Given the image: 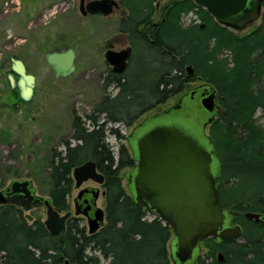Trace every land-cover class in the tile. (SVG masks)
Returning <instances> with one entry per match:
<instances>
[{"label": "trees", "instance_id": "obj_1", "mask_svg": "<svg viewBox=\"0 0 264 264\" xmlns=\"http://www.w3.org/2000/svg\"><path fill=\"white\" fill-rule=\"evenodd\" d=\"M154 1L121 0L127 11L121 30L134 41L144 40L137 46L133 66L142 44L151 38L155 41L147 46L149 60L141 74L131 77L130 72L123 82L120 77L114 80L120 93L107 101L103 112L130 126L150 104L159 105L181 92L184 83L192 80L185 78V67L192 65L194 76L216 88L225 108L224 117L209 127L220 161L217 181L223 206L264 213V127L255 117L264 109V0L260 27L243 36L218 23L194 1L177 0L167 6L164 19L149 37L143 26L151 23L156 12ZM190 13L201 22L184 26L182 18ZM72 127L78 130L76 139L81 144L69 142L64 152L53 154L49 196L56 209L68 211L72 170L94 160L106 177L105 225L89 234L81 220L72 217L66 232L54 236L44 222L28 223L16 206L0 205V263L171 264V227L154 213L149 218L150 213L137 205L122 183L120 170L134 167L132 155L122 147L116 161L101 131L84 132L77 115ZM238 193L243 194L240 200ZM247 225L242 234L245 242L228 244L223 250L227 264H264V233L259 225H251L250 231ZM204 242L210 251L195 264H222L216 255L221 246L211 237Z\"/></svg>", "mask_w": 264, "mask_h": 264}, {"label": "water", "instance_id": "obj_2", "mask_svg": "<svg viewBox=\"0 0 264 264\" xmlns=\"http://www.w3.org/2000/svg\"><path fill=\"white\" fill-rule=\"evenodd\" d=\"M192 1L229 28L241 29L257 21L263 9V0ZM118 7L117 0H89L87 3L80 0V12L84 16H109ZM130 54L129 47L120 52L108 50L105 57L111 64H119L115 71L123 72ZM75 58L73 48L48 52L45 56L46 62L55 69L56 77L73 73ZM187 72L193 76L194 67L187 66ZM7 78L11 88L19 91L22 100H31L36 77L27 71L21 59H12ZM205 86L202 93L193 91L187 94L181 107L145 120L135 128V142L131 143L135 165L126 175L129 192L137 205L150 214H156L171 227L170 252L174 264H195L204 239L213 237L222 241L239 237L242 233L240 225L230 223L236 212L224 209L217 181L220 161L207 132L214 116H222L225 109L216 105L214 86ZM174 114L187 115L188 124L169 121L167 118ZM72 175L76 188L88 180L98 184L105 182V175L97 170L92 159L76 166ZM100 195L105 196L106 191L101 192L99 187L85 188L75 199L74 215L87 217L89 234L98 232L106 223V211L97 205ZM0 205H15L25 211L45 206L47 218L44 224L54 236L66 232V222L73 215L71 210L63 213L56 209L50 196L39 195L29 178L13 179L0 190ZM243 216L264 224L263 213L248 211ZM65 264L69 261L66 260Z\"/></svg>", "mask_w": 264, "mask_h": 264}, {"label": "rangeland", "instance_id": "obj_3", "mask_svg": "<svg viewBox=\"0 0 264 264\" xmlns=\"http://www.w3.org/2000/svg\"><path fill=\"white\" fill-rule=\"evenodd\" d=\"M175 1L177 0L154 1L156 12L151 23L143 26L149 37H152L155 26L164 19L167 6ZM128 2L131 3L132 0ZM126 13L121 6L109 16H84L80 12V0H0V61L4 64L0 69V92L4 95L2 101L6 100L10 92L6 71L11 66L12 57L24 60L29 71L37 78L36 93L32 100L28 104H21L17 109L6 104V109L0 115V190L13 179L29 178L33 180L39 195H49L50 161L53 154L64 152L66 141L75 144L71 139L74 116L87 118L105 95L103 78L109 68L104 58L106 44L111 41L117 48H123L132 41L128 34L124 35L119 31V20ZM199 22L200 18L194 13L182 18L184 26ZM260 24L261 17L244 28L230 29L243 36L259 28ZM67 48L76 51V70L67 76L55 77L54 70L45 61V55L50 51ZM148 60L145 49L140 47L131 77L141 74V70L147 68ZM202 82L201 79L190 81L182 93L143 112L130 126L123 123L110 124L109 127H119L124 136L118 138L107 132L109 135L105 140L106 147L112 151L115 160L119 159L122 147L131 154L127 135L135 125L146 117L175 105L186 91ZM116 92L117 88L112 87L108 93L114 95ZM104 117L101 114V118ZM255 117L257 123L264 127V109H259ZM167 119L188 124V117L183 114H174ZM131 170L132 167H125L119 173L128 191L126 175ZM88 185L99 186L101 191L105 189L104 185L92 181L84 182L81 188ZM79 189L74 188L73 182L68 197L70 210L73 217L81 219V225L88 229L87 219L82 215H74L73 198ZM242 196L243 194L238 193L236 199L240 200ZM98 206L106 208V198L102 195ZM26 215L31 217L30 220L26 219L28 223L38 220L44 222L47 208L42 205L23 212V216ZM148 217L151 218L152 215ZM250 227L251 225H247L249 231ZM238 241L241 243L243 239ZM208 252L209 248L202 245L201 256L204 257Z\"/></svg>", "mask_w": 264, "mask_h": 264}, {"label": "flooded vegetation", "instance_id": "obj_4", "mask_svg": "<svg viewBox=\"0 0 264 264\" xmlns=\"http://www.w3.org/2000/svg\"><path fill=\"white\" fill-rule=\"evenodd\" d=\"M89 0H86V3L88 2ZM118 2H119V7L118 8H115V10L116 9H119L122 5H121V0H117ZM123 7V6H122ZM124 8V7H123ZM125 9V8H124ZM114 10V11H115ZM90 15H102V14H90ZM103 16V15H102ZM125 16V14L123 15V16H121V18H120V20H119V31L122 33V34H124V35H126L127 33H125L124 31H122L121 30V28H120V23H121V19L123 18ZM129 35V34H128ZM130 36V35H129ZM150 42H148V44H149V46H152L153 45V42L155 41L154 39H150L149 40ZM144 42V40H137V41H134V39H132V41L130 42V44L128 45V46H126V47H123V48H117V46L116 45H114L111 41L110 42H108L107 44H106V46H105V53H104V58H105V61H106V63L108 64V69H107V71H106V75L104 76V78H103V83H104V88H105V95H104V97H103V99H102V101H101V103L99 104V106H97V107H95L94 108V110H93V112L90 114V115H88L87 116V118H82L81 116H79V115H77L78 117H79V121H80V124H81V126H82V129H83V131L85 132H93V131H96V130H100L101 131V135H102V138L104 139V141L107 139V135H109V134H107V132L109 131V133H111L112 135H114L115 137H118V138H123L124 136L123 135H121V133H120V129H119V127H114V126H111V127H109L110 126V124L112 125V124H114V123H123V121L122 120H120V119H118L117 121H114V120H112L111 119V117H109V115L107 114V113H105V112H103L104 111V109H105V107L107 108L108 107V103H107V101H110L111 99H113V98H116L118 95H119V93H120V87H119V85H117V83L116 82H114V80L115 79H117V78H121L122 79V82L124 81V77H126L128 74H130V72L132 71V69H133V57H134V54H135V52H136V50H137V46L139 45V44H141V43H143ZM146 43V42H145ZM142 44V50L143 49H145V51H147L148 50V48H147V46H148V44L146 43V44ZM144 46V47H143ZM131 48V54H130V57L128 58V60H127V67L125 68V70L123 71V72H118V71H115L114 69L116 68V67H119V64H117V65H113V64H111L109 61H107V59H106V57H105V54H106V52L108 51V50H112V51H114V52H120V51H122V50H124V49H126V48ZM68 49V48H67ZM64 50H66V49H64ZM55 51H63V50H55ZM50 52H53V51H50ZM76 52V51H75ZM46 56V55H45ZM13 58H16V59H21V58H19V57H17V56H14V57H12L11 58V66H10V68L7 70V71H9V70H11V67H12V59ZM22 60V59H21ZM23 62H24V64H25V66H26V69H27V71L29 72V73H31L30 71H29V69H28V67H27V64H26V62L24 61V60H22ZM45 61H46V59H45ZM1 62V61H0ZM47 63V62H46ZM48 64V63H47ZM3 63L1 62V68L0 69H2L3 68ZM49 65V64H48ZM50 66V65H49ZM187 66H189V65H187ZM187 66L185 67V78L186 79H192V80H188V81H186L185 83H184V86H183V90L181 91V92H179V93H182L184 90H185V87H186V85H187V83H189L190 81H195V80H200V78L199 77H195L194 75H195V70H194V74H193V76H190L189 74H188V72H187ZM51 67V66H50ZM53 70H54V72H55V69L53 68V67H51ZM76 70V69H75ZM7 71H6V77H7ZM34 75V74H33ZM36 77V76H35ZM55 77H56V72H55ZM59 77H62V76H59ZM8 79V78H7ZM36 81H37V78H36ZM8 82H9V80H8ZM206 84H208V83H206V82H202V83H200V84H198V85H196V86H194V87H192V88H190L188 91H186V93L183 95V96H181L180 98H179V100H178V102L175 104V105H173V106H171V107H169L168 109H166V110H164V111H162V112H166V111H168V110H170V109H172V108H178V107H181L182 105H181V102L183 101V99H184V97L187 95V94H189V93H191V92H193V91H198L199 93H202L204 90H205V85ZM9 85H10V83H9ZM112 87H115V88H117V92L113 95V93H108L109 92V89L110 88H112ZM215 88V87H214ZM216 89V88H215ZM217 91V90H216ZM35 93H36V86H35ZM35 93H34V95H35ZM33 95V96H34ZM3 93L2 92H0V108H1V112H0V115L3 113V111L6 109V107H5V105L7 104H11L12 105V107L13 108H15V109H17L21 104H28V102H30L31 100H32V98H31V100L30 101H24V100H22V98H21V95H20V93H19V91L18 90H13L12 88H11V86H10V92H9V95H7L8 97L6 98V100L5 101H2V98H3ZM216 105L217 106H220L221 108H224L222 105H221V103H220V99H219V94H218V91H217V95H216ZM157 106V105H156ZM155 106H153V104H150V106L148 107L149 109L148 110H151V109H153ZM225 109V108H224ZM162 112H160V113H162ZM101 114H103V115H105V117L104 118H101ZM157 114H159V113H156V114H154V115H151V116H149V117H146L145 119H143L140 123H138L137 125H135L134 127H133V129H132V131H131V133L130 134H128L127 135V141H128V144H129V147H130V150H131V154H132V157H134V153H133V149H132V145H131V143L132 142H135V136H133V133H134V130H135V128H137L138 126H140L145 120H147V119H149V118H151V117H153V116H155V115H157ZM94 115V117H92ZM224 115H225V113L222 115V116H217V115H215L214 117H215V119H214V121L212 122V123H210L207 127H208V129H209V127L211 126V124H213L217 119H220V118H222V117H224ZM141 116V115H140ZM140 116H138L137 118H139ZM115 117V116H114ZM116 117H119L120 118V113H118V115L116 116ZM136 118V119H137ZM135 120V119H134ZM134 120H132V122H131V124L130 125H132V123H133V121ZM73 121H74V119H73ZM123 124H125V123H123ZM72 126H73V124H72ZM72 130H73V133H72V140L75 142V144H71V146H76L77 144H81L80 143V140H77L76 139V134H77V131L78 130H76V129H74L73 127H72ZM208 132V135H210L209 134V130L207 131ZM67 143H69V141H66L65 142V144H64V147H65V150L67 149V146H66V144ZM84 162H86V161H84ZM83 162V163H84ZM97 164V163H96ZM97 170L99 171V172H101L99 169H98V166H97ZM72 173H73V170H72ZM102 173V172H101ZM72 175V174H71ZM72 177H73V175H72ZM18 179H20V178H18ZM88 181H92V182H94V183H97V182H95V181H93V180H88ZM73 182H74V188L75 189H79V191H78V194L73 198V202H74V208H75V199L77 198V196L79 195V192L82 190V189H85V188H96V187H99V186H94V185H88V186H86V187H83V188H81V187H79V188H76L75 187V180H74V178H73ZM87 182V181H86ZM105 182H106V177H105ZM105 182H104V184H99V185H105ZM98 184V183H97ZM7 186V185H6ZM5 186V187H6ZM4 187V188H5ZM4 188H2V189H4ZM100 188V187H99ZM104 188H105V186H104ZM101 191V190H100ZM103 191H105V189L103 190ZM102 192V191H101ZM38 193V192H37ZM49 196V195H48ZM103 196V195H102ZM103 197H105V196H103ZM99 198H100V196H99ZM99 198L97 199V205H98V200H99ZM13 206H15V205H13ZM17 207V206H16ZM18 209H20L22 212H25V210H23V209H21V208H19V207H17ZM37 208V207H36ZM33 209H35V208H33ZM33 209H31V210H33ZM224 209L225 210H232V211H235L236 213H235V216L234 217H232L231 218V220H230V223L232 224V225H240L241 226V230H242V233H241V236H239V237H236V238H228V239H226V240H220V239H215V238H213V237H211L213 240H214V242L216 243V244H218V245H220L221 246V249L220 250H218L216 253H217V257H218V261L220 262V263H222V264H227L226 263V256H225V253H224V251L223 250H225L226 248H227V246H228V244H234V245H238V244H240V242L238 241V239H243V242H245V239L242 237V234H243V231H244V223H247V224H250V225H259L260 227H261V229H262V232L264 233V224H261V223H257V222H255V221H253V220H251V219H248V218H246L245 216H243V213H245V211H240V210H238V209H233V208H227V207H224ZM70 210V209H69ZM68 210V211H69ZM30 211V210H29ZM264 214V213H263ZM77 216H79V215H77ZM83 216V218H85V219H87V217H85L84 215H82ZM73 217V215L70 217V218H72ZM26 219H29V215H28V217H27V215H26V217H25ZM69 218V219H70ZM68 219V220H69ZM30 220V219H29ZM68 220H67V222H68ZM81 220V219H80ZM82 221V220H81ZM67 222H66V228H67ZM88 223V222H87ZM208 239V238H207ZM243 242H241V243H243ZM202 245H204V247H207L206 246V244H205V242H204V240L201 242V251H200V256L202 255ZM209 248V247H208ZM209 251H210V248H209ZM206 254H208V253H206ZM220 256L222 257V259L220 260ZM172 263H173V261H172ZM0 264H2V263H0ZM174 264V263H173Z\"/></svg>", "mask_w": 264, "mask_h": 264}]
</instances>
